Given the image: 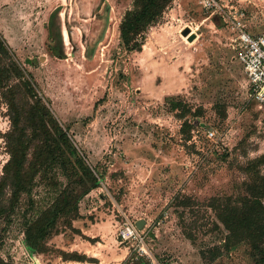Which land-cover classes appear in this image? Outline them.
<instances>
[{
	"label": "rangeland",
	"instance_id": "1",
	"mask_svg": "<svg viewBox=\"0 0 264 264\" xmlns=\"http://www.w3.org/2000/svg\"><path fill=\"white\" fill-rule=\"evenodd\" d=\"M133 1L0 0V35L87 163L104 175L72 229L60 224L48 251L32 259L24 253L22 216L47 199L40 185L22 197L14 216L0 220L4 261L149 264L135 242L119 237L125 223L144 220L145 248L162 264L253 262L249 246H225L222 225L208 231L201 211L192 223L189 209L183 217L173 203L241 193L238 162L264 154V112L248 100L224 21L241 16L247 33L264 34V0H214L211 10L199 0H173L137 52L119 32ZM9 127L0 99V176ZM184 224L193 227V242ZM73 252L86 262L69 260Z\"/></svg>",
	"mask_w": 264,
	"mask_h": 264
},
{
	"label": "trees",
	"instance_id": "2",
	"mask_svg": "<svg viewBox=\"0 0 264 264\" xmlns=\"http://www.w3.org/2000/svg\"><path fill=\"white\" fill-rule=\"evenodd\" d=\"M172 1H133L119 25L122 42L128 51L141 50L145 33L157 23ZM0 99L7 107L10 125L4 134L8 159L0 176V220L11 219L21 198L31 197L35 186H42L47 199L43 206L32 203V212L22 216L24 253L32 259L48 251V241L57 233L60 224L72 229V222L79 217L80 203L100 187L104 175L87 163L1 35ZM238 169L242 175L241 193L211 197L205 203L178 197L173 205L183 209V217L185 209H189L188 213L194 218L192 223L198 222L201 211L208 231L218 229L219 224L223 226L225 246L245 244L251 250V264H264V154L253 159L246 157L244 162H238ZM187 226H182L183 235L193 242L195 232L193 227ZM68 259L87 260L76 252L69 254ZM0 264L18 263L0 257ZM137 264L148 263L140 261Z\"/></svg>",
	"mask_w": 264,
	"mask_h": 264
},
{
	"label": "built area",
	"instance_id": "3",
	"mask_svg": "<svg viewBox=\"0 0 264 264\" xmlns=\"http://www.w3.org/2000/svg\"><path fill=\"white\" fill-rule=\"evenodd\" d=\"M202 9L211 10L217 7L214 0H199ZM225 23L234 33V51L236 60L241 65L243 73L246 77L248 87V100L255 107L264 112V34L251 36L245 31L241 16L224 18ZM191 26V23L189 24ZM186 25L192 32L191 27ZM214 132H207V138L212 139ZM120 239L135 242L137 246V254L139 257H145L149 264H162L155 260L145 248V238L142 231H139L134 223H125L119 230Z\"/></svg>",
	"mask_w": 264,
	"mask_h": 264
},
{
	"label": "water",
	"instance_id": "4",
	"mask_svg": "<svg viewBox=\"0 0 264 264\" xmlns=\"http://www.w3.org/2000/svg\"><path fill=\"white\" fill-rule=\"evenodd\" d=\"M187 34V32L184 33V35ZM145 225V221L144 220H140L138 222H136L135 226L136 228L141 231L142 227Z\"/></svg>",
	"mask_w": 264,
	"mask_h": 264
},
{
	"label": "crops",
	"instance_id": "5",
	"mask_svg": "<svg viewBox=\"0 0 264 264\" xmlns=\"http://www.w3.org/2000/svg\"><path fill=\"white\" fill-rule=\"evenodd\" d=\"M80 215H83L82 213H80ZM87 230V229H86ZM87 231H89V230H87Z\"/></svg>",
	"mask_w": 264,
	"mask_h": 264
}]
</instances>
